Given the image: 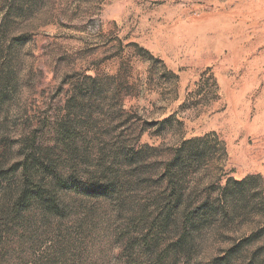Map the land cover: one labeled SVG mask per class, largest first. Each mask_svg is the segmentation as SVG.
Returning <instances> with one entry per match:
<instances>
[{"label": "rangeland", "instance_id": "374dc122", "mask_svg": "<svg viewBox=\"0 0 264 264\" xmlns=\"http://www.w3.org/2000/svg\"><path fill=\"white\" fill-rule=\"evenodd\" d=\"M195 139L186 193L213 217L175 252L178 214L153 237L154 180ZM34 148L60 210L15 207L9 173L0 264H212L256 232L263 255L264 0H0V172ZM87 180L108 194L68 189Z\"/></svg>", "mask_w": 264, "mask_h": 264}, {"label": "trees", "instance_id": "16d2710c", "mask_svg": "<svg viewBox=\"0 0 264 264\" xmlns=\"http://www.w3.org/2000/svg\"><path fill=\"white\" fill-rule=\"evenodd\" d=\"M67 130V129H65ZM64 134V131L61 132ZM205 139H195L185 142L178 150L175 151L171 161H168L163 165L162 172L158 179L154 180L161 190L160 194L155 196L158 207H160L155 224L157 228V234L153 237L159 238L163 231L169 227V223H172L176 219V215L180 217L181 232L175 238V252L187 253L193 243V235L197 228L209 217H213L210 208V197L208 196L204 202H199L198 199H193L191 195H187V178L189 176L188 171L194 169L201 164H204L208 160L206 159L208 153L203 150L198 152L187 148L189 144L193 142H204ZM36 149L33 152L26 155L22 161L15 163L12 168L5 173L0 172V190L4 187V184L9 181V173H21L23 187L16 198L15 207H26L33 202L45 201L43 198L44 189L46 185L53 182V177L56 178L52 172V164L44 165L43 162L37 159L35 156ZM226 154L225 149L222 150ZM140 153H134L133 157H138ZM216 155V154H214ZM245 181H233L235 186H243L248 182ZM83 184L82 182L75 181L72 184V189L77 193L83 194L86 197H98L107 195V191L110 189L108 185L100 183H94L90 180ZM229 186L223 188V195L227 199ZM262 195V193L260 194ZM53 197V194H50ZM56 198V196H55ZM45 201L52 210H60L58 204L54 203L53 199H46ZM159 200V201H158ZM27 204V205H26ZM224 204V203H222ZM224 209V208H223ZM227 214V209H224ZM224 211H217L218 218H225ZM155 229V228H154ZM153 229V230H154ZM162 231V232H160ZM261 238V233L256 232L246 238L245 240L237 241L233 246L223 252V254L217 257L212 264H264V254L260 255L254 253L253 255L246 256L247 250ZM261 250V249H259ZM178 254V253H177ZM179 255V254H178Z\"/></svg>", "mask_w": 264, "mask_h": 264}]
</instances>
